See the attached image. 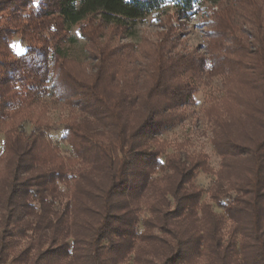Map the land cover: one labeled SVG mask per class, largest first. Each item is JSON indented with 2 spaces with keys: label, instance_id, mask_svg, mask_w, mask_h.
I'll return each instance as SVG.
<instances>
[{
  "label": "trees",
  "instance_id": "16d2710c",
  "mask_svg": "<svg viewBox=\"0 0 264 264\" xmlns=\"http://www.w3.org/2000/svg\"><path fill=\"white\" fill-rule=\"evenodd\" d=\"M165 12L210 17L204 53L175 50L171 24L116 52L115 32L129 36L137 20ZM74 30L96 60L91 69L66 52ZM14 35L24 53L11 50ZM213 78L222 95L204 110L211 144L223 166L238 168L207 190L223 217L194 183L213 172L206 154H166L157 139ZM43 97L84 117L63 126L70 157L46 138ZM0 126V264L16 230L39 226L51 242L42 261L118 264L148 247L149 264H264V0H0ZM60 185L77 186L56 213ZM141 202L150 215L140 219ZM20 209L34 217L23 230ZM68 210L81 213L80 232L57 242L58 226L66 234L75 223Z\"/></svg>",
  "mask_w": 264,
  "mask_h": 264
},
{
  "label": "rangeland",
  "instance_id": "374dc122",
  "mask_svg": "<svg viewBox=\"0 0 264 264\" xmlns=\"http://www.w3.org/2000/svg\"><path fill=\"white\" fill-rule=\"evenodd\" d=\"M217 10L216 6L212 7ZM172 12H165L163 14L154 13L150 16L141 18L135 22V27L133 34L129 36L122 35L121 32H115L112 35V46L119 48L116 52H121L123 50V45H132L137 47L145 38L154 39L157 33L163 32L166 25L171 24L175 29V34L179 41L175 46V50H185L190 52L204 53V46L206 45V34L208 32L205 28L206 23L210 20V17L203 16V12L193 13V15H188L187 17L180 18L171 15ZM170 14V17H169ZM75 36V41L72 44L66 46V52L69 56H72L76 60L83 62L88 68L96 63V60L88 55L86 51V41L79 37L76 31H72ZM10 44L11 50L16 54L24 53L26 49V44L21 41L19 35H14L12 37ZM137 49V48H136ZM91 69V68H90ZM221 79L213 78L210 85H202L196 91L194 101L192 104L185 105L181 109L184 111V117L181 122L176 123V125L169 127L166 131L159 134L157 139L162 143L164 147V152L170 154L173 152H180L184 155H191L194 153L202 152L207 156V163L212 168V173L199 172L195 177V186L203 188V193L200 197V201L209 204L213 211L218 212L223 216L224 211L215 201L212 199L211 194L207 191L211 187H217V178L221 181L227 182L230 176L238 172V168L235 166L228 167L221 164L220 157L214 151L211 144L213 136V124L210 122L204 113L205 108L211 103L213 99L219 98L222 94ZM41 105L45 106V111L42 115V121L44 122L45 135L51 144L58 148L59 153L64 157H70V148L65 142L64 135V124L70 119H76L77 121L83 120V116L75 110L70 109L64 103L57 101L56 99L50 97H43ZM40 107L36 108L38 112ZM30 123L24 124L23 128L28 131L31 128ZM4 127L0 126V155L3 150V134ZM75 166V168H77ZM229 177V178H228ZM79 181V180H78ZM85 180L79 181L78 184L85 185ZM220 182V180H219ZM87 184V183H86ZM77 186V185H76ZM76 186L74 189L76 190ZM89 186V185H88ZM91 187V186H89ZM93 188V186L91 187ZM73 186L60 185V193L56 205H54V212L58 213L62 210L66 202L72 201L73 196ZM81 196V195H80ZM81 200L86 204L89 202L88 198L80 197ZM173 206V200H170V209ZM69 211V210H68ZM138 217L141 219L143 217H148L150 215V210H148V205L144 202L139 204L136 209ZM21 217L17 223L22 230L25 227V221H32L34 217L32 214L24 212L20 209ZM81 213L77 210L69 211L68 217L70 220L74 219L72 228L65 234L61 227L58 226L56 232L57 242L59 240H71L75 234L80 232V220ZM82 216V215H81ZM199 216V214H198ZM82 219V217H81ZM221 231L226 233L231 226V221H228L225 217L222 218ZM142 229V226H140ZM49 229L39 226L36 231L29 230L26 233H21L16 230V236H14L12 245L7 248L2 253L1 264H79V257H65L59 260H45L42 261L38 258V253L42 252L51 245L49 241L48 233ZM141 256L138 260L134 259V253L130 252L123 261L118 262V264H149L147 259L154 258L155 254L152 253L150 248L146 247L145 250L140 251ZM181 264H186L185 262ZM194 264H204V261H197Z\"/></svg>",
  "mask_w": 264,
  "mask_h": 264
}]
</instances>
